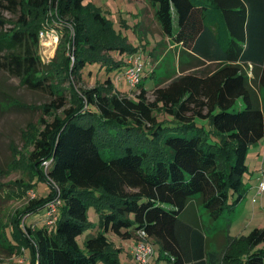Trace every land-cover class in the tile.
I'll return each mask as SVG.
<instances>
[{"label": "trees", "instance_id": "trees-1", "mask_svg": "<svg viewBox=\"0 0 264 264\" xmlns=\"http://www.w3.org/2000/svg\"><path fill=\"white\" fill-rule=\"evenodd\" d=\"M145 1L162 33L180 44L179 64L185 56L198 65L201 58L218 61L208 71L157 81L151 100L142 80L135 97L116 90L109 73L125 61L109 50L130 55L139 49L118 37L93 4L0 0V68L50 93L38 125L27 132L30 148L20 152L31 182L14 183L31 189L34 178L43 179L49 191L29 198L14 218L15 230L0 237L13 243L8 248L28 249V264H121V248L109 234L135 238L138 230L170 264H264V227L252 228L242 242L224 234L230 242L220 254L209 247L197 213L190 220L183 215L196 200L216 221L244 197L246 153L264 135V0ZM4 11L19 13L15 25L7 27ZM44 28L58 35L53 70L47 71L37 51ZM96 62L107 77L76 87L82 70ZM239 98L242 108L232 110ZM156 112L173 124L157 120ZM49 115L51 120L44 118ZM10 150L13 159L0 175L17 163V151ZM54 199L56 218L47 222V204ZM91 204L96 224L87 220ZM31 213L39 221L26 225L22 219ZM88 226L96 231L80 246L77 237ZM245 244L249 248H240Z\"/></svg>", "mask_w": 264, "mask_h": 264}, {"label": "rangeland", "instance_id": "rangeland-1", "mask_svg": "<svg viewBox=\"0 0 264 264\" xmlns=\"http://www.w3.org/2000/svg\"><path fill=\"white\" fill-rule=\"evenodd\" d=\"M87 3L93 4L100 10L105 18L111 22L115 34L124 39L127 45L139 49L136 54L141 55L144 59L142 79L145 80L144 86L147 88L146 96L151 100L153 98V84L163 78L173 76L176 72V47H172L171 40L162 33L154 18L152 7L144 0H84V4ZM3 15L9 21L7 27L17 23L19 13L11 15L4 11ZM57 44L58 36L54 38L49 35L39 41L37 51L41 64H43L42 71L53 70ZM143 46L144 49H142ZM151 49L154 50V55ZM109 54L122 61L131 55H129L128 50H123L122 54L118 53V50H109ZM100 65L96 62L86 66L82 70V80L75 82V86L91 87L96 82H102L108 74ZM151 68H154L155 72H151ZM123 69L124 66L114 68L109 76L118 91L127 96L135 97L140 87L130 88L123 80L118 79L119 76L123 75ZM61 88L66 93L67 83H64ZM260 96L264 100V93L260 92ZM49 100L50 93L48 91L27 87L21 84L18 77L12 76L0 68V167L5 168L6 164L13 159L10 146L17 151L15 167L9 173L0 175V235L2 231L9 234L10 230H15L14 218L20 210L24 209L29 198L45 196L49 191V184L43 179L34 178L35 185L31 189L14 185V183L19 182H31L28 179L31 173L24 165L20 152L25 153L30 148V135L27 132L30 131V128L38 125L39 116L44 113L41 106L47 104ZM242 106V103L237 101L232 110L240 109ZM57 114H61V111H58ZM44 118L51 120L53 116H44ZM156 118L169 124L172 123L168 121L171 118L164 112H156ZM200 122L204 123L201 120ZM204 126L206 130L209 129L207 124ZM208 137L213 140L217 139L214 134H209ZM263 144L264 135L256 143V147L251 145L247 150L245 157L247 169L243 173L242 179L245 185H249V188L245 187L244 197L234 207L233 211L225 212L220 219L211 221L199 202L195 200L190 204V208L197 213L198 218L203 220L204 227L202 229L210 239L209 247L217 250L220 254L223 253L224 248H228L230 242L229 239V242L225 243L224 234L231 240L242 242L252 228L264 227V190L260 192L257 187V184L261 183L262 180L264 181ZM104 155L110 156L108 152H105ZM22 220L26 225H30L39 221V217L31 213L25 215ZM87 220L95 224L98 222V212L93 204L88 207ZM95 231L96 226H88L77 237L79 245H83L84 237L88 233ZM110 235L115 236L114 234ZM151 241L154 253L150 264H170L166 257H158V244L152 239ZM8 244L13 243H9L0 237V264H28V249H23L22 246L8 248ZM242 246L240 248H249L246 244ZM262 247L259 244L250 248ZM120 258L124 264H137L126 253L119 254Z\"/></svg>", "mask_w": 264, "mask_h": 264}, {"label": "built area", "instance_id": "built-area-1", "mask_svg": "<svg viewBox=\"0 0 264 264\" xmlns=\"http://www.w3.org/2000/svg\"><path fill=\"white\" fill-rule=\"evenodd\" d=\"M49 35H52V37L54 38L58 36L54 28L41 29L38 34L39 41L47 38ZM143 67L144 59L139 54H131L125 60V66L122 74L124 76L125 82L129 85L130 88H136L142 80L144 69ZM258 189L260 192L264 190V181H262ZM56 202L57 200L54 199L47 204V222H52L56 218ZM129 252L132 259L137 264H150V260L153 255L151 238L143 230H138L136 232V237L134 238L133 243L130 245Z\"/></svg>", "mask_w": 264, "mask_h": 264}, {"label": "crops", "instance_id": "crops-1", "mask_svg": "<svg viewBox=\"0 0 264 264\" xmlns=\"http://www.w3.org/2000/svg\"><path fill=\"white\" fill-rule=\"evenodd\" d=\"M145 1V0H144ZM172 47H176V59H175V66H176V72L173 76H178V75H181V74H184V73H187L189 71H194V70H199L201 68H205L207 71L208 70H211V67L218 61H211V60H205L203 58H201L202 60H204L203 63L201 64H197V59L192 57V56H185V58H183L179 64V49L181 48L180 44L179 45H171ZM142 49H144V46L142 47ZM152 51V49H151ZM183 68V72L180 71L179 68ZM151 72H155V69L154 68H151ZM120 80H123L125 84H127L124 80V76H119ZM142 82H143V85H145V80L142 79ZM167 82V81H166ZM166 82L162 83L165 84ZM153 83V82H152ZM128 85V84H127ZM155 86V83L153 84ZM145 87V86H144ZM147 89V88H146ZM117 90V89H116ZM262 93H264V91H261ZM237 101L241 102L242 103V100L239 98ZM254 147H256V144H254ZM263 148H264V144H263ZM263 181V180H262ZM261 181V183H262ZM261 183L257 184V187L259 188V186L261 185ZM246 187L249 188V185L246 184ZM238 205V204H237ZM195 212L192 208H187V211L184 212V217L188 220H190V218H192L194 216ZM109 238L113 241L114 245L116 247H120L121 248V252H120V255L122 253H126L128 255V257L131 259V255H130V252H129V249H130V245L133 243L134 241V237H131V238H127V239H122L120 237H117V236H109ZM154 253V251H153ZM153 257V256H152ZM121 260V258H120ZM132 261V260H131ZM151 261V260H150ZM121 264H124L123 261L121 260L120 261ZM153 263V262H152Z\"/></svg>", "mask_w": 264, "mask_h": 264}]
</instances>
